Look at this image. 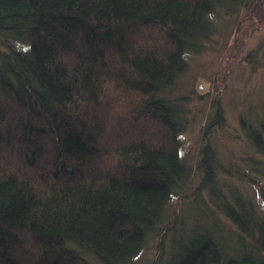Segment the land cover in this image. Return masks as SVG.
Segmentation results:
<instances>
[{"label":"trees","instance_id":"1","mask_svg":"<svg viewBox=\"0 0 264 264\" xmlns=\"http://www.w3.org/2000/svg\"><path fill=\"white\" fill-rule=\"evenodd\" d=\"M234 3L0 0V264H130L144 249L185 174L175 110L161 94L214 10ZM155 31L162 44L149 38ZM105 84L139 95L132 112L171 131L169 146L146 138L106 151L95 112L116 102ZM212 156L204 149L203 161ZM235 200L243 216L226 206L227 215L258 252L230 256L196 231L173 264H264V215Z\"/></svg>","mask_w":264,"mask_h":264},{"label":"rangeland","instance_id":"2","mask_svg":"<svg viewBox=\"0 0 264 264\" xmlns=\"http://www.w3.org/2000/svg\"><path fill=\"white\" fill-rule=\"evenodd\" d=\"M210 19L206 38L197 50H188L185 68L161 94L175 110L184 180L159 230L130 264H173L182 238L196 231L214 236L230 256L241 247L258 252L255 238L225 207L242 217L239 197L248 215H264V0H236L218 7ZM149 38L162 44L157 31ZM104 88L116 102L111 106L108 100L109 107L95 112L105 127L106 151L146 138L169 146L171 131L132 112L139 95L120 85ZM207 147L210 164L203 161ZM112 157H103L106 166L115 165Z\"/></svg>","mask_w":264,"mask_h":264}]
</instances>
